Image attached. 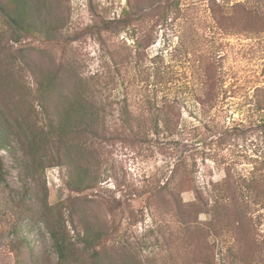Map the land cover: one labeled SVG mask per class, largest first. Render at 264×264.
I'll return each mask as SVG.
<instances>
[{"label":"rangeland","instance_id":"rangeland-1","mask_svg":"<svg viewBox=\"0 0 264 264\" xmlns=\"http://www.w3.org/2000/svg\"><path fill=\"white\" fill-rule=\"evenodd\" d=\"M63 1L69 25L53 43L14 49L97 84L115 136L93 143L97 182L76 189L66 166L34 176L1 149L0 264H58L46 196L71 236V209L103 225L105 264H128L125 251L142 264H264V0Z\"/></svg>","mask_w":264,"mask_h":264},{"label":"trees","instance_id":"trees-1","mask_svg":"<svg viewBox=\"0 0 264 264\" xmlns=\"http://www.w3.org/2000/svg\"><path fill=\"white\" fill-rule=\"evenodd\" d=\"M63 2L0 0V151L3 148L21 151L25 166L34 176L49 166H66L68 186L76 189L97 182L91 163V154L97 150L93 143L110 142L115 136L102 120L107 107L94 96L97 84L89 83L77 68L67 65L68 69L62 71L60 64L51 58L47 61L42 56L34 58L27 53L30 51H26L27 47L14 49L12 43L30 36L53 43L69 25ZM26 69L30 70L34 84L26 80ZM121 114L125 122L126 110ZM155 125L159 132L160 123ZM172 126L167 122L162 130L171 131ZM4 167L0 153V177ZM42 205V218L54 240L58 264H105L110 253L105 245L108 233L104 236L106 230L101 223L96 227L84 210L74 213L71 209L73 237L65 224L63 211L67 209L63 203L57 205L46 196ZM78 213L76 223L74 216ZM134 255L125 251L119 259L128 264H142ZM107 264H119V260L112 257Z\"/></svg>","mask_w":264,"mask_h":264}]
</instances>
